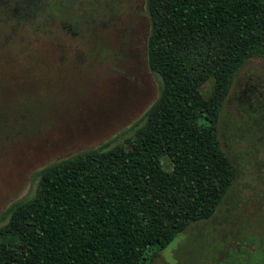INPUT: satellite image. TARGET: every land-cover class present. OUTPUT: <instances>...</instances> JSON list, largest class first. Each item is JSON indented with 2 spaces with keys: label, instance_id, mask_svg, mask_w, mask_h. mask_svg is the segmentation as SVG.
Returning a JSON list of instances; mask_svg holds the SVG:
<instances>
[{
  "label": "trees",
  "instance_id": "16d2710c",
  "mask_svg": "<svg viewBox=\"0 0 264 264\" xmlns=\"http://www.w3.org/2000/svg\"><path fill=\"white\" fill-rule=\"evenodd\" d=\"M146 7L158 97L122 143L38 173L33 198L2 217L0 264H151L189 227L213 219L233 189L237 167L218 123L238 72L264 59V0H147ZM92 19L84 0H0V22L14 29L57 25L85 40ZM261 241L239 264H264Z\"/></svg>",
  "mask_w": 264,
  "mask_h": 264
},
{
  "label": "rangeland",
  "instance_id": "374dc122",
  "mask_svg": "<svg viewBox=\"0 0 264 264\" xmlns=\"http://www.w3.org/2000/svg\"><path fill=\"white\" fill-rule=\"evenodd\" d=\"M84 2L93 17L85 40L57 25L0 22V226L13 203L33 198L43 168L122 143L158 97L147 0ZM212 86L202 87L206 97ZM218 124L235 185L213 219L189 227L151 264H239L264 241V59L238 72Z\"/></svg>",
  "mask_w": 264,
  "mask_h": 264
}]
</instances>
